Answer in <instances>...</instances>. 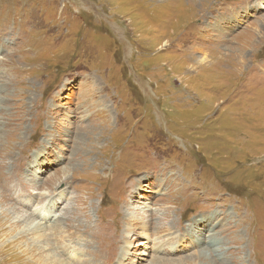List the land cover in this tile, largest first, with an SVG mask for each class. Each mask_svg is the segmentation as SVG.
I'll list each match as a JSON object with an SVG mask.
<instances>
[{"label":"rangeland","instance_id":"374dc122","mask_svg":"<svg viewBox=\"0 0 264 264\" xmlns=\"http://www.w3.org/2000/svg\"><path fill=\"white\" fill-rule=\"evenodd\" d=\"M0 197L30 264H264V0H0Z\"/></svg>","mask_w":264,"mask_h":264},{"label":"bare ground","instance_id":"6f19581e","mask_svg":"<svg viewBox=\"0 0 264 264\" xmlns=\"http://www.w3.org/2000/svg\"><path fill=\"white\" fill-rule=\"evenodd\" d=\"M1 198L2 197H0V201L2 202V204L5 203L4 202L5 198L3 200H1ZM15 212H16L15 208L12 206H8L7 209L0 211V243H3L1 238L2 237L4 238L8 233H11L12 231H14L15 230L14 228L17 227V229H20L19 224L21 222V218L19 216H13L15 214ZM194 224H196V221L194 222ZM6 226H8L9 229H6L7 228ZM39 227H33V228L27 230L25 233H23L22 231H20V232L18 231L16 233V235L12 238L11 244L9 245V247H6V246L1 247L2 245L0 246V258L2 256V259H3L4 256L9 255L10 261H8V262L13 264V262L18 259V256L15 254V249L18 251L21 249L20 254H22L23 257L25 258L24 259L25 264H30V263H28L30 259L35 261V255L36 254L34 252L36 250L38 253V247L37 246H39V244H38V241L36 240V238L33 237V234L41 231L38 229ZM40 235L45 236L44 233H40ZM26 236H28L30 238V240H29L30 243L24 242L25 240L28 241L26 239L27 238ZM18 239H20V240H18ZM13 240H15L16 243L13 244ZM214 240H215V242H218V240H216L215 238H212V237H210L208 242H206L207 245L210 247L211 251L216 249V244H215ZM104 241L105 242L108 241V238H105ZM98 244H100V243H98ZM7 246H8V244H7ZM208 250H209V248L203 250L202 254L208 255ZM11 258H13V259H11ZM41 258H42L43 262H51L53 264H66L63 261H59V263H58L57 262L58 260L52 259L51 255H49V254L41 256ZM2 259H0V263H4V261H2ZM263 259H264V257H263ZM108 260H109V256H107V258L105 260H103L102 262L108 263ZM185 260L192 261V259L188 257L186 259H179L174 264H179L180 262L183 263ZM262 262H263V260H262ZM155 264H157V261H155ZM168 264H171V263L168 261ZM196 264H201V263H196ZM206 264H208V263H206Z\"/></svg>","mask_w":264,"mask_h":264}]
</instances>
